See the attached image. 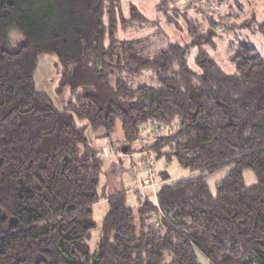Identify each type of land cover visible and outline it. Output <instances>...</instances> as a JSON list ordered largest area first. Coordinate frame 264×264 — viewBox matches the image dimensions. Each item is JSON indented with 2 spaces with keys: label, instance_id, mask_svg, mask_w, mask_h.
<instances>
[{
  "label": "trees",
  "instance_id": "obj_1",
  "mask_svg": "<svg viewBox=\"0 0 264 264\" xmlns=\"http://www.w3.org/2000/svg\"><path fill=\"white\" fill-rule=\"evenodd\" d=\"M214 1L158 0L151 21L134 5L125 18L119 0H0V264H264V56L249 38H264V22L237 0L218 16L201 6L227 3ZM178 19L184 44L161 30ZM134 31L149 32L121 37ZM214 39L233 72L206 51ZM42 55L56 58V93L69 91L62 109L35 91ZM98 129L190 175L159 172L133 208L123 193L104 197L109 155L87 138Z\"/></svg>",
  "mask_w": 264,
  "mask_h": 264
},
{
  "label": "rangeland",
  "instance_id": "obj_2",
  "mask_svg": "<svg viewBox=\"0 0 264 264\" xmlns=\"http://www.w3.org/2000/svg\"><path fill=\"white\" fill-rule=\"evenodd\" d=\"M121 2V9L124 13L125 18H128V9L130 5H134L136 9L141 12L148 20L156 19L157 12H155V5L158 0H119ZM221 2L223 0H216ZM241 6L250 10L252 7L256 10V19L258 22H264V0H237ZM214 4L215 1L213 0ZM226 4L223 3L221 9L215 8L211 3H209L208 8L204 5L203 9H210L216 11V16L218 12L224 14L227 12V9L235 10L237 12L235 0H225ZM230 3V4H229ZM228 6V7H227ZM230 6V7H229ZM233 9H232V8ZM179 27H174L173 25H166L161 22V30L172 43L184 44L188 41V35L186 34L185 23L178 19ZM207 27V25H205ZM161 31V32H162ZM127 32L121 37L132 38L134 36H139L141 33L146 34L144 31L140 34L138 31ZM137 33V34H136ZM251 43L256 47L259 53L264 56V38L257 33V35H249ZM10 41L13 46H17L21 41V37L16 31L11 32ZM215 49L210 50L208 46H205L206 51L210 56L214 58L216 63L223 69L225 72H233L234 67L229 63L228 56L226 55V41L214 39ZM196 54V49H191L188 58V65L194 71H197L193 64L194 56ZM37 68L34 72V87L35 91L38 93H44L48 98H51L53 105L57 109H62L63 106L71 99L69 91L65 89L61 94L56 93L58 88L57 84L59 81V75L57 74L56 69V58L52 55H42L37 59ZM110 136H106L104 131L98 129L97 131H88L87 138L89 143L95 146L98 150L102 148L106 149L109 157L105 159V169L102 175L100 176L99 190L104 197H110L115 193H123L126 196V204L128 207H135L138 203L139 197L149 196L152 199V193L154 192V182H158L161 178L158 176L159 172H164L169 176L170 181L182 179V177H188V174L185 170L179 167L173 159L167 162L164 158L155 161L154 152L150 149H142L144 146L139 140L135 141L133 145H127L123 139L119 129ZM228 169H223L216 172V174L210 176L207 180L209 185L210 193H215V186L218 180L222 179L228 172ZM154 176V178H153ZM244 183L247 186L254 184L255 178L252 172H244ZM149 180L151 183H148ZM140 181H144L146 187L139 184ZM158 183H155V186H158ZM138 186L145 188L137 190ZM158 188V187H157ZM103 201L101 203L93 206V220L97 224V229L93 231L91 240L87 243L88 250H94L95 244L98 238V230L101 226L103 217L106 214V204Z\"/></svg>",
  "mask_w": 264,
  "mask_h": 264
},
{
  "label": "built area",
  "instance_id": "obj_3",
  "mask_svg": "<svg viewBox=\"0 0 264 264\" xmlns=\"http://www.w3.org/2000/svg\"><path fill=\"white\" fill-rule=\"evenodd\" d=\"M102 152H103L104 156H108L106 149L103 148Z\"/></svg>",
  "mask_w": 264,
  "mask_h": 264
}]
</instances>
